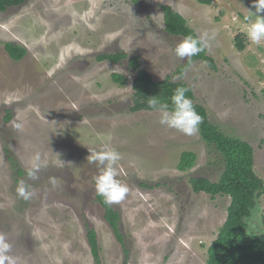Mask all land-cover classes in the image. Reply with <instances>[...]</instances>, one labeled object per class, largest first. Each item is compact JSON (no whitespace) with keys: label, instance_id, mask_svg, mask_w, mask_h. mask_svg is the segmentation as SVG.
I'll list each match as a JSON object with an SVG mask.
<instances>
[{"label":"rangeland","instance_id":"1","mask_svg":"<svg viewBox=\"0 0 264 264\" xmlns=\"http://www.w3.org/2000/svg\"><path fill=\"white\" fill-rule=\"evenodd\" d=\"M159 5L181 15L196 35L216 34L205 49L214 69L195 61L178 73L188 60L174 54L183 38L161 28ZM255 15L264 16L250 0H212L211 6L196 0H27L0 13V233L17 264H95L89 230L99 264H206L230 197L195 193L190 179L216 182L222 157L199 132L188 136L161 125L159 113H129L133 71L125 61L98 62L96 56H138L155 81L171 76L189 85L222 135L251 145L254 172L264 181V43L247 36ZM237 35L244 51L236 48ZM6 42L25 48V56L12 60ZM113 73L126 84L114 83ZM105 145L121 154L117 179L129 189L110 205L119 213L123 244L97 199L102 166L90 155ZM183 152L195 161L179 171ZM37 154L41 167L33 180L27 170ZM7 156L26 173L17 175ZM21 181L34 193L27 201L17 194ZM253 217L264 227V192ZM247 231L259 237L256 229Z\"/></svg>","mask_w":264,"mask_h":264},{"label":"trees","instance_id":"2","mask_svg":"<svg viewBox=\"0 0 264 264\" xmlns=\"http://www.w3.org/2000/svg\"><path fill=\"white\" fill-rule=\"evenodd\" d=\"M27 0H0V13L8 9L18 7ZM204 6H211L212 0H196ZM163 13L164 31L175 37L184 38L187 35H196L188 26L187 21L171 8L159 5ZM235 45L239 51H244L243 38L240 35L235 37ZM4 50L14 61H20L26 54L25 48L6 42L3 44ZM96 61H108L116 64L126 62L127 68L134 73L131 81V105L128 107L129 113L140 111H152L147 107V100L157 96L161 100L170 101V97L177 87L189 89L188 95L192 100L195 110L203 117V122L199 126V135L208 145L214 146L222 157L224 163L223 171L216 182L206 178H191L190 185L195 193H206L211 197L228 196L230 204L227 208V217L223 225L218 230L217 236L210 244L207 251L206 264H264V241L252 237L248 229V220L256 207L259 197L264 192V181L254 172L253 148L245 141L226 137L222 135L217 127L210 123L206 109L195 102L194 93L189 85L183 81H173L171 76H167L161 81H155L152 76L142 69L138 56H128L124 52L103 53L96 56ZM195 61H203L211 69L215 68L214 60L206 55V50L191 58V63L187 60L185 65L178 68V73H183L185 68ZM111 80L119 86H124L127 82L121 74H111ZM264 101V87L261 91ZM11 118L7 111L6 121ZM11 166L17 175L21 176L25 171L18 168L17 164L10 156H7ZM195 161V155L191 152H183L180 156L177 169L186 171L190 169ZM98 201L104 208V218L120 244H123V236L119 229V213L110 205L103 202V198L98 195ZM87 240L91 256L95 264H99V245L95 232H87ZM127 254V250L124 249ZM122 264H127L123 262Z\"/></svg>","mask_w":264,"mask_h":264},{"label":"clouds","instance_id":"3","mask_svg":"<svg viewBox=\"0 0 264 264\" xmlns=\"http://www.w3.org/2000/svg\"><path fill=\"white\" fill-rule=\"evenodd\" d=\"M256 13H264V0H254ZM252 13V12H251ZM256 19L249 24L248 39L256 44L264 43V16L255 15ZM248 19H251L249 17ZM164 25H161L163 28ZM215 33L203 31L199 35L185 36L174 48V54L180 59L187 58L191 63V58L210 47V42L215 39ZM189 89L177 87L170 97V101H164L153 96L147 100L148 109L159 113V123L169 129H175L185 135L193 136L199 131V126L203 122V117L195 110L193 100L186 95ZM19 127V125H18ZM91 162L99 164L100 174L95 178V188L99 196L103 198L106 205L121 202L127 195L129 189L117 179V163L121 160V154L105 145L100 151L91 153ZM41 167L40 156L37 154L27 170L30 179H37V172ZM53 185L56 180L53 178ZM17 194L24 200H29L33 196L30 186L21 181L17 187ZM12 245L5 234L0 233V264H17V259L10 255Z\"/></svg>","mask_w":264,"mask_h":264},{"label":"flooded vegetation","instance_id":"4","mask_svg":"<svg viewBox=\"0 0 264 264\" xmlns=\"http://www.w3.org/2000/svg\"><path fill=\"white\" fill-rule=\"evenodd\" d=\"M252 1L253 0H250V2H252ZM251 217L248 220V229H256V232L259 235L258 238L264 241V227L263 226L261 227V225H260L261 224V220L257 219L256 223H254L253 213H252Z\"/></svg>","mask_w":264,"mask_h":264},{"label":"water","instance_id":"5","mask_svg":"<svg viewBox=\"0 0 264 264\" xmlns=\"http://www.w3.org/2000/svg\"><path fill=\"white\" fill-rule=\"evenodd\" d=\"M254 5V0L252 1V6ZM254 7V6H253Z\"/></svg>","mask_w":264,"mask_h":264}]
</instances>
